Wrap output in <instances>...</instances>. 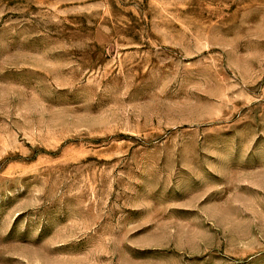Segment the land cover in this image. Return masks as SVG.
Here are the masks:
<instances>
[{
	"label": "rangeland",
	"instance_id": "374dc122",
	"mask_svg": "<svg viewBox=\"0 0 264 264\" xmlns=\"http://www.w3.org/2000/svg\"><path fill=\"white\" fill-rule=\"evenodd\" d=\"M0 264H264V0H0Z\"/></svg>",
	"mask_w": 264,
	"mask_h": 264
}]
</instances>
